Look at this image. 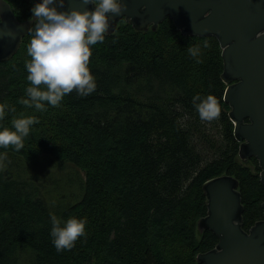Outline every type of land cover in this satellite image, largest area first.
<instances>
[{"label":"trees","instance_id":"16d2710c","mask_svg":"<svg viewBox=\"0 0 264 264\" xmlns=\"http://www.w3.org/2000/svg\"><path fill=\"white\" fill-rule=\"evenodd\" d=\"M6 1L20 22L32 19L35 5ZM30 39L0 61V130L34 120L19 151L0 147V264H198L219 241L198 231L202 186L227 173L240 183L243 228L262 220L264 184L239 160L215 37L183 35L169 17L147 31L122 20L90 46L95 91L44 110L21 103ZM197 95L217 98L218 119L201 121ZM52 216L85 221L71 250L55 248Z\"/></svg>","mask_w":264,"mask_h":264},{"label":"water","instance_id":"95a60500","mask_svg":"<svg viewBox=\"0 0 264 264\" xmlns=\"http://www.w3.org/2000/svg\"><path fill=\"white\" fill-rule=\"evenodd\" d=\"M33 5L42 0H25ZM126 5L119 15L109 14L106 34H113L124 20L138 31L156 30L171 18L183 35L215 37L222 49V80L227 84L224 101L234 136L240 143L244 163L256 157L264 184V0H121ZM61 12L92 11L83 0H65ZM35 18L20 22L6 0H0V61L12 58ZM12 32L15 39L7 35ZM208 212L198 221V231L213 232L217 245L197 256L198 264H264L263 219L248 231L243 228L244 210L240 183L225 174L203 184Z\"/></svg>","mask_w":264,"mask_h":264},{"label":"clouds","instance_id":"9594fccd","mask_svg":"<svg viewBox=\"0 0 264 264\" xmlns=\"http://www.w3.org/2000/svg\"><path fill=\"white\" fill-rule=\"evenodd\" d=\"M64 2L42 0L32 9L34 30H29L31 39L27 48L31 59L26 62L27 80L31 86L26 89L29 99L21 103L29 107L34 105L37 110H44L43 102L58 106L63 97L74 90L82 96L95 91V79L89 69L90 46L104 41L110 26L109 14L115 16L126 10L121 0H83L85 5H94V10L61 12L56 4L63 8ZM7 35L15 39L14 33ZM207 46L205 42L204 47ZM188 52L196 57L199 47H189ZM193 104L201 121L210 122L220 116L221 108L213 95L206 98L197 95L193 97ZM12 123L14 131L0 130V147L14 146L19 151L34 120L14 119ZM52 224L51 236L58 252L71 250L85 232V221L74 217L61 226V222L52 216Z\"/></svg>","mask_w":264,"mask_h":264},{"label":"rangeland","instance_id":"374dc122","mask_svg":"<svg viewBox=\"0 0 264 264\" xmlns=\"http://www.w3.org/2000/svg\"><path fill=\"white\" fill-rule=\"evenodd\" d=\"M239 160H240L241 163L243 162L241 159H239ZM245 165L248 166L253 172L259 174V171H260V170H258L259 163H258V167L252 161L247 163V164H245Z\"/></svg>","mask_w":264,"mask_h":264},{"label":"flooded vegetation","instance_id":"af4514ba","mask_svg":"<svg viewBox=\"0 0 264 264\" xmlns=\"http://www.w3.org/2000/svg\"><path fill=\"white\" fill-rule=\"evenodd\" d=\"M253 159H256V160H257L256 157H252V158H250V160L248 161V163L251 162ZM257 161H258V160H257ZM243 163H244V162H243ZM258 163H259V161H258ZM244 164H247V163H244ZM259 168H260V166H259ZM259 176H260V180H261V168H260V171H259ZM262 219H263V217H262Z\"/></svg>","mask_w":264,"mask_h":264},{"label":"bare ground","instance_id":"6f19581e","mask_svg":"<svg viewBox=\"0 0 264 264\" xmlns=\"http://www.w3.org/2000/svg\"><path fill=\"white\" fill-rule=\"evenodd\" d=\"M228 174V173H227ZM187 182V181H186ZM198 254V253H197Z\"/></svg>","mask_w":264,"mask_h":264}]
</instances>
